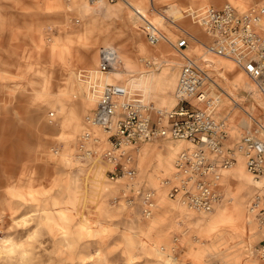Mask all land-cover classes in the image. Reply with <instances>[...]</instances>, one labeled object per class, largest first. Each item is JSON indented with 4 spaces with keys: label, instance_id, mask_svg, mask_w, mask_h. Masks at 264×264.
I'll list each match as a JSON object with an SVG mask.
<instances>
[{
    "label": "rangeland",
    "instance_id": "374dc122",
    "mask_svg": "<svg viewBox=\"0 0 264 264\" xmlns=\"http://www.w3.org/2000/svg\"><path fill=\"white\" fill-rule=\"evenodd\" d=\"M87 2L0 0V211L20 203L14 196L33 194L30 198L35 203L26 213H37V223L21 230V235L40 223L47 225L36 264H264L255 253L262 232L248 211L261 183L246 170L243 157L237 161L243 164L222 170L223 203L210 213H200L171 198L162 184L175 171L177 155L185 147L181 143L191 144L172 139L142 143L143 152L136 157L137 183L157 191V207L148 218L142 214L131 181L110 179L111 165L104 157L86 161L76 157L78 138L88 127L86 117L96 106V100L89 98V82L80 73L96 74L100 47L113 46L121 55V65L110 73L113 83L126 84L132 75L128 73L136 70L154 73L153 97L148 101L166 110L177 104L175 89L184 59L167 40L156 46L147 42L142 29L133 24V19L144 24L136 9L141 8V15L176 41L177 27L161 18L168 8L178 11L189 5L231 3L243 11L264 6V0H102L92 6ZM179 25L195 37L187 53L231 63L225 73L212 64L217 81L229 95L240 97L254 116L264 114L262 99L253 94L255 85L234 62L204 52L199 40L206 45L211 41L199 26L187 19L179 20ZM163 46L167 51L162 54ZM130 57L134 63L127 61ZM173 59L178 63L173 81L167 83L168 74L159 76L169 72L167 64ZM237 76L250 87L235 85ZM157 85L160 92L162 86L171 90L172 105L158 103ZM73 90L80 95L73 96ZM218 112L229 118L231 141L237 140L244 132L240 121L250 123L247 114L227 96ZM63 117L69 120L60 124ZM106 136L101 131L103 140ZM54 147H59L60 154ZM106 147L103 141L101 152ZM4 221L5 227L10 226L8 216Z\"/></svg>",
    "mask_w": 264,
    "mask_h": 264
},
{
    "label": "built area",
    "instance_id": "2783aa9c",
    "mask_svg": "<svg viewBox=\"0 0 264 264\" xmlns=\"http://www.w3.org/2000/svg\"><path fill=\"white\" fill-rule=\"evenodd\" d=\"M141 16L147 42L156 46L169 40L184 59L175 89L177 104L170 110L158 108L140 91L126 84L107 83L101 88L100 76L117 69L121 59L115 47H100L98 78L88 70L80 73L98 99L86 117L87 129L78 138L76 157L81 161L104 157L111 165L108 171L111 180L127 178L131 181L146 218L151 217L157 207V191L137 183L136 157L142 143L172 139L191 144L178 153L172 177L164 179L162 184L169 188L171 198L179 199L200 213H210L223 203L222 170L234 166L238 157H243L248 172L261 183L250 199L248 211L262 232L255 253L264 260V114L254 116L243 106L240 97L229 95L217 81L215 69L207 66L201 54L187 53L190 39L195 37L179 25V20L187 19L199 26L211 41L210 45L203 44L204 52L232 60L253 82V94L263 101V105L258 106L264 108V6L242 11L231 3L222 7L189 5L181 10L179 19L163 13L165 21L178 29L176 41H171L159 25ZM224 96L242 109L250 121L233 142V125L218 112ZM53 120L54 113H51L49 121ZM95 129L107 134L105 140ZM103 141L107 147L101 152ZM54 149L59 151V147ZM178 239L175 238L176 243Z\"/></svg>",
    "mask_w": 264,
    "mask_h": 264
},
{
    "label": "clouds",
    "instance_id": "9594fccd",
    "mask_svg": "<svg viewBox=\"0 0 264 264\" xmlns=\"http://www.w3.org/2000/svg\"><path fill=\"white\" fill-rule=\"evenodd\" d=\"M32 195L18 194L14 196V199L20 202L17 206L9 207L7 211H0V264H36L38 259L36 254L43 248L42 229L47 225L40 223L33 231L21 235V230L26 231L37 223L35 219L37 213H26L28 206L35 203V200L30 198ZM22 212L26 214L17 219ZM5 216L11 220L10 226H4Z\"/></svg>",
    "mask_w": 264,
    "mask_h": 264
},
{
    "label": "crops",
    "instance_id": "0c3cea01",
    "mask_svg": "<svg viewBox=\"0 0 264 264\" xmlns=\"http://www.w3.org/2000/svg\"><path fill=\"white\" fill-rule=\"evenodd\" d=\"M172 7V6H171ZM170 7V8H171ZM140 12L141 14H143L142 13V11H141V8L140 9H136L135 10V12ZM165 11H169V12H171V13H176V12H178V11H175L174 9L172 10V9H166ZM145 16V15H144ZM139 17V16H138ZM139 19H141V20H143L142 18H140L139 17ZM160 22V21H159ZM133 24L135 25V27H137V28H139V29H142V27H143V25L141 26L140 24H139V22H137L135 19H133ZM114 33H116V32H114ZM101 38H104V35H101ZM167 41H169V40H167ZM202 44H204L201 40H199ZM206 45V44H205ZM167 51V47H165V46H163V48H161V53L163 54V53H165ZM204 55V54H203ZM203 55H202V57H203ZM211 56V55H210ZM212 58H214L213 56H211ZM204 59V58H203ZM204 60H206V63L207 64H209L210 66H208V67H212V64L214 63V65H216V64H218V65H220L221 66V68L223 69V72L222 73H225V68H227V67H232V64L231 63H229V62H227V61H225V60H222V59H219V58H214V59H210V58H205ZM128 62L130 61L131 63H134L135 62V60L134 59H132L131 57L129 58V60H127ZM91 62L92 63H94L95 64V62H96V60L95 59H92L91 60ZM178 62L175 60V59H173V60H169V62H168V64H167V68L166 69H168L169 70V72H167L166 73V71H164V72H162L161 74H160V76H159V78H163L164 76H167V74H168V76H167V80H166V82L167 83H171L172 81H173V74H174V72H175V68H176V64H177ZM134 65V64H133ZM213 68V67H212ZM167 70V71H168ZM67 75L65 76V77H67L68 76V72L66 73ZM225 75V74H224ZM66 81V80H65ZM64 81V82H65ZM245 80L241 77V76H237L236 77V79H235V85H239V84H241V83H243V86L244 87H246V88H248V87H250V86H248V84H246L245 82H244ZM65 84H68V82L66 81L65 82ZM162 88H163V91L162 92H160V85H157L156 87H155V90H157L158 91V100H159V104L161 105V106H165V107H167V106H170V105H172L173 104V102H174V99H173V97H172V93H171V90L169 89V88H165L164 86H162ZM75 90L77 91V88H75ZM75 90H73L74 92V95L73 96H78V95H80V94H78ZM68 120H69V117H63V119L61 120V122H60V124L61 123H67L68 122ZM239 125L241 126H243V127H245V126H247L248 125V122H247V120L246 119H243V120H241L240 121V123H239ZM183 146H185V147H183V149H185V148H189V147H191L188 143H181ZM143 152V151H142ZM242 163V162H241ZM238 164H240V162L238 163ZM243 164V163H242Z\"/></svg>",
    "mask_w": 264,
    "mask_h": 264
},
{
    "label": "bare ground",
    "instance_id": "6f19581e",
    "mask_svg": "<svg viewBox=\"0 0 264 264\" xmlns=\"http://www.w3.org/2000/svg\"><path fill=\"white\" fill-rule=\"evenodd\" d=\"M100 1H102V0H97V1H90V2H87L88 3V5H90V6H92V3H98V2H100ZM200 6H203V7H205V6H209V5H200ZM200 6H198V7H200ZM136 15H138L140 18H142V16H141V14H140V12H137L136 11ZM165 13L167 14V15H169V16H172V17H174L175 19H179V18H181V9L178 11V12H176V13H171V12H169V11H165ZM164 16H163V13H162V16H161V18L162 19H164L163 18ZM143 19V18H142ZM119 54V57H120V59H121V55H120V53H118ZM121 61H122V59H121ZM149 64H151V62H149ZM152 65V64H151ZM207 66H210L209 64H207ZM112 72V71H111ZM111 72H109V73H106V74H102L101 76H100V86H101V88L103 87V85H105V84H109V83H113L115 80H113L114 78H112V75L110 74ZM98 72H96V74L94 75V77L95 78H98L97 76H98V74H97ZM118 72H116V74H117ZM128 74H132V75H130L129 76V78L127 79V81H126V85H128V86H130L131 88H133V89H135V90H138V91H140L143 95H144V97L147 99V100H149L148 99V97H153V91H154V79H155V74L154 73H148L147 71H143V70H136V71H133V72H130V73H128ZM155 92L156 93H158V91L157 90H155ZM88 93H89V98H90V101H92V102H94L95 100H96V102H97V99H98V96L96 95V93H92L90 90H89V85H88ZM88 126V125H87ZM242 126V125H241ZM95 132H96V134H98V135H100L101 136V131L102 130H99V129H95L94 130ZM60 150V149H59ZM183 150V149H182ZM181 150V151H182ZM54 151H55V149H54ZM142 151L143 150H141L140 151V154L142 153ZM180 151V152H181ZM179 152V153H180ZM55 153L56 154H60V151H58V152H56L55 151ZM240 163H241V161H240ZM237 164V163H236ZM238 165V164H237ZM245 165H246V162H245ZM175 168V167H174ZM246 170H247V167H246ZM248 171V170H247ZM240 175V174H239ZM254 181L257 183V184H259L260 183V181L259 180H257V179H255L254 178ZM261 231V230H260Z\"/></svg>",
    "mask_w": 264,
    "mask_h": 264
}]
</instances>
